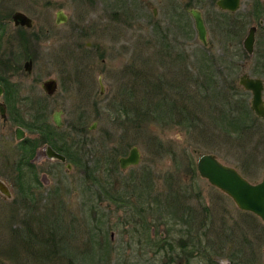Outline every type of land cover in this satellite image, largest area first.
Returning <instances> with one entry per match:
<instances>
[{
	"label": "rangeland",
	"instance_id": "obj_1",
	"mask_svg": "<svg viewBox=\"0 0 264 264\" xmlns=\"http://www.w3.org/2000/svg\"><path fill=\"white\" fill-rule=\"evenodd\" d=\"M114 1L14 0L15 7L33 14L37 24L46 25L50 32L40 42V55L33 73L18 76V83L23 88L20 95L28 98L20 101V96L15 106L21 114L17 113L20 123L16 124L11 119L4 123L0 115V179L10 186L13 193L12 199L0 193V264H171L166 252H156L152 246L158 234L167 231V227L155 220L143 205V200L133 201L131 198L129 204L122 206L109 201V181L117 182L116 190L123 194L129 185L131 195L138 197L140 184L147 176L149 179L145 182H150L147 186H151L148 190L169 196V200L175 202L172 205L178 204L177 199H173L175 196L192 195L194 198L190 203L196 209L200 208V203L208 208L212 222L210 234H215L211 241H216L219 236L222 243L217 242L227 249L229 235L236 232L242 236L240 227H244L246 233L243 236L246 235L247 239L253 235L247 224L254 223V216L240 210L231 197L203 178L198 172L197 161L201 155L212 153L222 162L244 172L251 182L262 180L264 118L257 117L251 110L252 94L241 87L239 79L247 73L264 80V73L255 75V72L264 71L259 68L264 66V25L260 27L259 23L260 19L264 20V0H242L237 12L242 18L240 39H226L221 43L219 28H214V31V24H207L206 50L202 48L192 17L184 14L188 0L178 1L182 19L188 28H192L193 34L188 39L194 54L209 52L210 56L221 58L227 53H239L233 58V63L239 62L241 66L222 76L211 75L207 72L205 59L199 55L189 61L193 66L191 74L184 76L179 73L173 78L171 74H165L168 70L155 55L157 52L162 54L159 48L154 49L155 52L145 51L146 57L154 59L152 78L155 80L164 75L168 93H174L175 100L181 104L159 107L162 111L159 115L156 109L150 110L152 117L145 120L136 115L160 96L156 97L146 87L145 103L141 104L137 76L125 73V70L133 59L137 64L139 51L142 52L138 40L142 31L140 24L146 23L138 19L139 12L136 11L121 18ZM143 2L139 0L135 8L140 10ZM214 5L212 0H204L198 5L202 9L198 8L203 14L205 8L211 6L219 10ZM57 6L69 15L67 23L60 26L54 23ZM145 6L150 14L153 7L157 8V21L172 23L175 11L169 0H149ZM226 15L227 19L231 16ZM45 18L51 22H43ZM92 24L100 26V31L91 30ZM130 24L134 27L127 28ZM253 25L259 29L255 52L248 55L243 41ZM80 30L87 33L80 34ZM181 32L180 29L179 34ZM71 49L73 57L68 55ZM54 52L66 60L62 62V56L58 57L61 60L54 59ZM48 53L51 58L47 63L45 55ZM165 64H169V60ZM99 72L103 73L100 76L107 87L104 95L100 94ZM51 77L58 79L59 89L55 94L47 95L42 83ZM229 106L236 111L231 118L225 119L224 110ZM11 109H8L9 116ZM56 111H62L61 134L74 135L83 126L89 133L87 168L81 169L73 163V168L67 170L65 165L44 155L42 146L45 142L42 143L41 131L31 126L35 124L37 113L45 115L44 119L56 127L53 121ZM94 123H97L96 127L90 130ZM17 126L26 127L28 138L38 143L39 153L33 154L35 164L30 169L36 171L41 184L34 189L32 187L31 191L35 193L32 198L30 195L25 198L17 181L21 153L20 142L14 132ZM133 146L139 148L141 161L122 170L118 158L128 155ZM29 170L23 168L26 174ZM166 211H173L172 207ZM56 221L59 226L55 245L48 248L52 250L48 251L46 259L40 254L46 252L47 246L41 248L39 241L41 236L43 240L47 236L48 222ZM255 221L256 264H264V222L258 216ZM154 227L155 236L151 233ZM29 229L37 234L30 235ZM27 238L33 239V243H27ZM35 251L38 254H34ZM211 257L219 264H226L229 260L224 254L217 257L212 253ZM196 262L200 263L197 259Z\"/></svg>",
	"mask_w": 264,
	"mask_h": 264
},
{
	"label": "flooded vegetation",
	"instance_id": "obj_2",
	"mask_svg": "<svg viewBox=\"0 0 264 264\" xmlns=\"http://www.w3.org/2000/svg\"><path fill=\"white\" fill-rule=\"evenodd\" d=\"M17 1V0H16ZM143 5H140V10L135 8L136 4L139 2V0H115L114 7L120 12L119 14L122 17H129L130 14L133 11L139 12L138 13V19L140 21H144L146 25H141V34L138 37V40H140V49H142V52L139 51V55L137 58V64H135V59H133V63L129 62L128 66L125 70V73L137 76V80L139 82L138 89L140 91L139 96L141 95L142 103H145V89L146 87L149 88L150 91H153L155 93V96L160 98L157 101H152L149 103L148 108L156 109V112H158V115L162 112L159 110L162 107H175L177 104H179V100L176 101L174 98V93L170 94L168 93V90L165 87L166 80L163 76H159L157 79H153L151 74L154 70V67L152 66V59L150 57H146L145 51L148 50H154L158 49V51H162V54L160 52H157L155 55H158L157 58L160 60V63L164 65V67L168 70L165 74L168 75L171 74L173 78H176V76L180 73L184 76H188L193 72V66L192 64H189V61L193 59L195 56L202 55V57L205 59L208 68L207 72L211 75L216 76H222L227 73H230L233 69H237V67L241 66V63L235 62L233 63V58L235 56H239L238 54H230L227 53L223 55L221 58H217L216 56H210L209 52H202V53H195L193 52V49L191 50V42L188 38L193 34L192 28H188L187 24L182 19V15L179 13V8L177 7L179 0H169L172 7H174L175 14L172 16V22L171 24H166L160 21H157V14L158 10L156 7H153L152 13L150 14L148 12L146 4H149V0H143ZM204 0H188V2L185 3L186 7V13L189 16L192 17L194 24L195 20L191 13L192 9H196L201 11L203 21L206 26V42H203L198 34L199 40L202 42V48L203 50H206L208 47V33L209 28L207 24L212 26V29L216 31L214 28H219V36L221 38V43L225 42L226 39H229L230 41L234 39H240V36L242 34L241 31V23L242 18L240 15L238 16L237 12L238 10L231 11L228 9H222L218 6L217 2L218 0H212L215 7H217L219 10H216L213 6L210 8H205V13L202 12V7L198 6L200 3H202ZM196 6H192L194 4ZM242 3V0H241ZM200 7L201 9H199ZM204 9V6H203ZM181 10V9H180ZM214 11V13L212 12ZM18 12L23 13L28 18H30L31 26H29L28 22H20L17 21L15 16ZM63 14L67 17L65 21H62ZM179 14V15H178ZM231 15L230 18L227 19V15ZM48 17H51L47 13ZM154 16V17H153ZM69 20V15L64 11V9L61 6H57L54 11V23L56 26L63 25L67 23ZM187 20V18L185 19ZM43 22H46L49 24L51 22V19L45 18ZM260 27L264 25V20L260 19L259 21ZM139 24V23H138ZM187 28H186V27ZM256 26V25H253ZM81 26H78L80 28ZM134 26L132 24L127 25V28H133ZM173 27L174 29H171ZM228 28V29H224ZM252 27V26H251ZM99 28V29H98ZM100 26L92 24L90 27L91 30H94L95 32L100 31ZM181 29V33L179 34V30ZM259 27L256 26V33L255 38L257 35ZM50 30L46 25H43L40 23L37 24V19L34 18L33 14H30L29 12L25 10L18 9L15 7L14 0H0V107L3 105L5 108V114L2 115L0 111V115L2 117V120L4 123H7L9 119L14 121L16 124L19 122V116L21 115L19 111L15 109L16 103L19 101V97L21 96V92L23 88L18 83V76L20 74H26L31 75L34 70L35 61L38 59V55H40V42L44 40V38L49 34ZM148 32V34H147ZM87 32L84 30H80V34H86ZM184 33V34H183ZM142 43V44H141ZM256 43V40H255ZM88 45L90 43L88 42ZM241 45V44H240ZM244 47V46H243ZM245 49V48H244ZM155 52V50H154ZM255 52V50H254ZM248 53V52H247ZM74 51L71 49L68 52V55L73 57ZM152 54V52H151ZM241 54V52H240ZM254 54V53H253ZM248 55H250L248 53ZM63 59V55H58L54 52L52 54V57L54 59H59L58 57ZM131 57H133V54L131 53ZM49 58H51V54L48 53L45 55V61L48 63ZM59 59V60H61ZM66 60L65 58L62 60L64 62ZM154 60V59H153ZM169 60V64H165ZM260 69L264 70V66L259 67ZM76 72H79V70ZM264 71L261 70V72H255V75H262ZM103 74L102 72H99V85H100V94L104 95L106 93L107 87L104 84V81L102 77L100 76ZM247 74V73H244ZM77 75V74H76ZM249 75V74H247ZM250 76V75H249ZM255 77V76H251ZM54 78V77H51ZM48 78V79H51ZM260 78V77H255ZM46 79V80H48ZM57 81L58 87L56 92L59 89V81L57 78H54ZM262 79V78H260ZM44 80V81H46ZM240 80V79H239ZM263 80V79H262ZM43 81V83H44ZM264 82V80H263ZM42 83V88H43ZM241 85V84H240ZM241 87H243L241 85ZM44 89V88H43ZM243 89H245L243 87ZM248 92H251L252 96L253 93L250 90L245 89ZM47 95H53L49 94L45 89ZM55 92V93H56ZM54 93V94H55ZM177 94H180L178 91ZM182 94V93H181ZM148 95V93H147ZM251 96V100H252ZM27 98V97H25ZM24 97L21 96L20 101L27 100ZM140 101V97H138ZM263 98H264V89H263ZM2 99H4L2 101ZM32 101V100H31ZM140 104V105H141ZM145 105V104H144ZM181 105V104H179ZM185 107L187 105L183 104ZM109 107V102L107 104ZM126 107V106H122ZM251 107V104H250ZM11 109L10 116L8 115V109ZM252 110V108H251ZM253 111V110H252ZM19 112V116L18 113ZM57 112V111H56ZM62 112V111H61ZM254 112V111H253ZM55 114V113H54ZM254 114L259 118H264L258 116L255 112ZM151 115V114H150ZM62 116V113H61ZM143 116V115H142ZM141 116V117H142ZM141 119L145 120L144 117ZM54 121V116H53ZM142 121V120H141ZM55 123V122H54ZM56 125V124H55ZM91 125L89 127L90 130ZM22 127L25 131V138L22 140H18V142H23L24 140L28 139L27 131L29 130L24 126H17ZM16 127V128H17ZM56 127L59 129L63 127ZM16 128L14 130L15 137H16ZM44 128V127H43ZM46 133L44 132L43 135ZM88 132L85 127H82L81 130L77 132V135L75 136V140H80L81 144L83 146H86V150H83V153L85 155L80 158L78 161V167L81 169L87 168L89 160L87 159L88 155V146L90 145L89 140L87 139ZM17 139V137H16ZM69 142H71L69 140ZM70 144V143H69ZM53 147L50 143H46L42 146V151L46 146ZM137 147V146H133ZM131 147V149L133 148ZM56 151L59 153H62L66 156V162H63L61 160L52 159L53 161L60 162L59 164L65 165L67 170H70V168L67 167V164L70 163L73 168V162L69 160L67 155L63 152H61L59 149L53 147ZM128 155L130 154V151ZM139 150V148L137 147ZM39 149L37 148L35 150V155L38 152ZM46 157L47 154L44 151L43 152ZM140 153V150H139ZM121 156L118 158V163L120 165V168L122 170L127 169L131 166H127L126 168H123L120 163V158L127 157ZM141 155V153H140ZM49 158V157H48ZM50 159V158H49ZM141 161V158H140ZM30 162L35 164V156L30 158ZM71 168V169H72ZM112 171L115 169H111ZM241 172V171H240ZM111 173V172H110ZM242 173V172H241ZM113 174V173H111ZM243 174V173H242ZM144 178V177H143ZM146 179H149V177H145ZM135 179V178H132ZM145 179V180H146ZM143 181L142 184H140L141 190L138 192L139 196L131 195V188L126 186L125 193L119 192L116 190L115 184L117 182H111L109 181V201L116 203L117 205H127L129 204V200L131 198L133 201H137L139 198V201L143 200V205L146 206L147 210L151 213L152 216H155V220L158 221V223L162 222L165 224V228L167 231H162L158 234L157 240H155L152 244L154 248L156 249V252L164 251L166 254L169 255V258L171 260V264L177 263V264H219L217 259H213L211 257L212 253L215 256H220L224 254L229 258L228 262L226 264H256L257 263V251H256V239H257V228L255 225V217L256 214L252 212H247L248 214H251L254 216V223L248 222L247 228L250 230V237L247 239L246 235H244L245 229L244 227H240L242 230V236L235 232L233 236L229 235L227 237V249L224 247V244H221L220 238H215L216 241H211L212 237H215L214 235L210 234L211 231V218L209 217V210L207 207H205L202 203H200V208L196 209L191 203L190 200L194 197L189 195H178L175 196L173 199H177V206L172 205L175 203L172 199H170L169 196H162L159 193H153L152 191L148 190L150 185L147 186V182ZM145 182V183H144ZM6 183V182H5ZM38 184L36 181L33 182V184ZM257 183V182H256ZM7 184V183H6ZM17 184V183H16ZM8 185V184H7ZM9 189L10 186L8 185ZM147 187V188H145ZM217 188V187H216ZM219 189V188H218ZM11 191V189H10ZM12 192V191H11ZM13 194V193H12ZM226 194V193H225ZM229 196V195H228ZM230 197V196H229ZM7 198V197H6ZM164 198V199H163ZM232 198V197H231ZM9 199V198H8ZM12 199V198H11ZM234 201V200H233ZM235 202V201H234ZM170 207H172L171 212L166 211ZM145 208H143L144 210ZM241 210V209H240ZM243 211V210H242ZM252 221V220H251ZM161 225V224H160ZM158 226V224H157ZM180 226V228L177 230V227ZM234 231V229H232ZM237 228L235 229V231ZM151 233L153 236L157 234L156 227L151 229ZM246 233V232H245ZM235 239V241H234ZM217 240L221 243H218ZM227 250V253H226ZM196 259L200 262L197 263ZM216 261V262H215Z\"/></svg>",
	"mask_w": 264,
	"mask_h": 264
},
{
	"label": "water",
	"instance_id": "obj_3",
	"mask_svg": "<svg viewBox=\"0 0 264 264\" xmlns=\"http://www.w3.org/2000/svg\"><path fill=\"white\" fill-rule=\"evenodd\" d=\"M217 4L222 9L235 11L239 9L241 0H218ZM191 13L194 17L200 39L203 42H206V26L201 11L192 9ZM15 18L22 23L28 22L29 26L32 24V20L21 12H18ZM66 19L67 17L63 14L62 21H65ZM255 33L256 26L250 27L248 34L243 41V46L250 55H253L255 49ZM239 83L245 89L252 91L253 96L251 100V108L258 116L264 117L263 80L243 74L240 77ZM57 87L58 84L54 78L48 79L43 83V88L49 94H54ZM0 111L2 115L5 114V108L3 105L0 107ZM61 113V111H57L54 114V122L58 127L63 125ZM96 125L97 123H94L91 129H94ZM25 136L23 128L17 127V140H22ZM44 151L50 159H57L66 162V156L53 149V147L48 145L44 148L43 152ZM140 158L141 155L139 150L137 147H133L127 157L120 158V163L123 168H126L127 166L138 164ZM67 167L70 169L72 168L70 163L67 164ZM197 169L199 174L207 179L211 185L219 188L221 191L232 197L239 209L256 214L264 222V174L261 181L253 183L236 167L222 162L212 153H206L199 157L197 161ZM0 193L9 199L13 198V194L8 185L1 179Z\"/></svg>",
	"mask_w": 264,
	"mask_h": 264
},
{
	"label": "trees",
	"instance_id": "obj_4",
	"mask_svg": "<svg viewBox=\"0 0 264 264\" xmlns=\"http://www.w3.org/2000/svg\"><path fill=\"white\" fill-rule=\"evenodd\" d=\"M227 104L229 105L228 102H227ZM239 106H240V104L237 105V108ZM124 108H122V109H124ZM150 110L153 111L155 109L147 108L144 111L141 110V114L139 113L136 116H138L140 118L144 117V119L151 118L152 116H150V112H151ZM224 111L226 112V116L224 113V116L226 119L227 117L231 118V116H233L235 114L236 109L234 110L233 106L232 107L229 106V108L228 109L225 108ZM44 116L45 115H39L36 113V115L34 116V122H33L35 124H34V126H31L32 128H37L38 130L41 131L39 133H40V136L43 137L42 143H44V142L50 143L53 147H55V148L59 149L61 152L65 153L67 155V157L69 158V160H71L74 164L78 165V161L80 160V158L85 155V153H83V150H86V146H83L81 144L80 140H78V141L75 140V136L77 135V132L81 129H78L74 135L69 134V133L63 135L60 133V130L57 127L50 125L48 123L47 118L44 119ZM41 118H43V119H41ZM21 123H24V122H21ZM38 123H42V124H38ZM81 126H83V125H81ZM44 132L46 133L45 135H43ZM69 140L71 142H69ZM36 141L37 140H35V139L31 140L28 138V139H26L20 143L21 153H20V160H19L20 165H18L19 173H18V180L17 181L19 182L21 192L24 193L23 195L25 196V198H27L28 195H30L31 198H32V196H35L34 195L35 193L32 192L31 189H32V187L34 189L35 186L37 187L38 185L41 184V181L39 180L36 171L30 169V167L32 168L34 166V164L30 162V158L33 156V154L35 153V150L37 149L38 143ZM58 142H61V144H59ZM25 167L27 168V170L30 169L28 171L29 174H26L23 171V168H25ZM242 173H243V175H245L244 172H242ZM246 176H247V174H246ZM35 181L38 184H36V183L33 184V182H35ZM48 224L50 226L47 227V228H49L47 231V236H45L44 240L41 236V240L39 241L41 248L47 246V248L45 249L46 252H43L42 254H40L44 258L46 257V259L48 257L47 256L48 251L52 250V249H48V248H52L55 245V236L57 233V226H59V222H57V221L54 223L48 222ZM29 232H30V235H32V233L37 234V233H34V231L32 229H29ZM48 233L51 235L48 236ZM30 235H27V236L29 237ZM26 242L27 243L28 242L33 243V239L27 238ZM34 254H38V252L35 251ZM45 264H50V263H45Z\"/></svg>",
	"mask_w": 264,
	"mask_h": 264
}]
</instances>
